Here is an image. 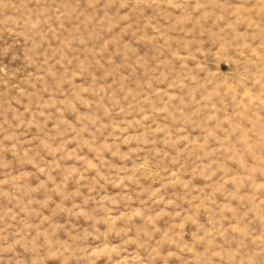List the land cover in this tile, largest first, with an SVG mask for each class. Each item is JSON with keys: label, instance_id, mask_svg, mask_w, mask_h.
<instances>
[{"label": "rangeland", "instance_id": "1", "mask_svg": "<svg viewBox=\"0 0 264 264\" xmlns=\"http://www.w3.org/2000/svg\"><path fill=\"white\" fill-rule=\"evenodd\" d=\"M0 264H264V0H0Z\"/></svg>", "mask_w": 264, "mask_h": 264}]
</instances>
